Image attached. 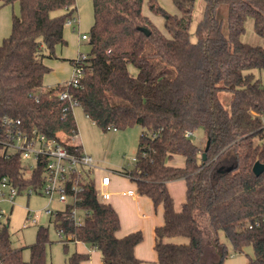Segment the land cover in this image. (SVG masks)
Returning <instances> with one entry per match:
<instances>
[{"label": "trees", "instance_id": "16d2710c", "mask_svg": "<svg viewBox=\"0 0 264 264\" xmlns=\"http://www.w3.org/2000/svg\"><path fill=\"white\" fill-rule=\"evenodd\" d=\"M144 3L93 0L91 50L80 85L38 93L51 71L45 59L66 44L65 23L76 14V0H0V7H19L11 33L0 45V178L7 177L21 191L38 192L43 186L44 163L28 174L19 153L6 157L7 120L20 121L21 130H36L82 154L81 146L63 138L77 134L76 104L105 133L141 127L136 162L126 173L138 194L163 206L165 222L155 230L159 263L202 264L209 238L215 264H223L229 256L218 239L223 230L236 252L253 248L249 264H264V173L253 172L257 162L264 164V85L252 72L264 71V48L241 40L249 18L264 36V0H204L196 42L191 37L196 0H174L180 15L149 0L150 11L163 17L167 34L144 14ZM222 5L229 9L228 36L217 16ZM64 91L68 99L60 98ZM222 93L232 94L228 107ZM200 129L210 142L207 151L187 137ZM175 156L185 158L183 167L169 164ZM179 180L185 181L186 201L177 212L168 184ZM81 185L77 201L52 217L57 232L63 231L64 247L82 242L100 251L103 264H141L135 249L143 233L119 238L120 217L100 200L95 180L86 178ZM75 207L84 218L80 226L72 215ZM180 237L188 243L169 241ZM49 244V228L40 227L25 261L5 227L0 231V264H48ZM88 259L76 251L67 264Z\"/></svg>", "mask_w": 264, "mask_h": 264}, {"label": "rangeland", "instance_id": "374dc122", "mask_svg": "<svg viewBox=\"0 0 264 264\" xmlns=\"http://www.w3.org/2000/svg\"><path fill=\"white\" fill-rule=\"evenodd\" d=\"M149 0H145L143 12L151 17L155 24L160 27L164 33L167 31L164 26L163 17L152 13L148 5ZM157 2L167 11L172 14L180 15L179 10L174 4V0H157ZM9 7V19L12 17L13 13L18 14V6L15 4L7 5ZM6 6L0 7V11ZM2 12V11H1ZM205 12L204 0H196L193 22L191 26V37L194 42H196V29L199 22L202 20ZM60 13V12H59ZM3 14V13H0ZM54 13L53 15H57ZM228 6L222 5L218 8L217 16L222 21L223 33L228 36ZM3 17H0V19ZM3 21V20H2ZM11 27V26H10ZM246 30L243 34L241 40L245 43L251 45H258L264 48V36H260L256 33L254 28V22L252 18L246 21ZM89 35V34H88ZM87 44L88 41H83ZM129 71L132 75H137V69L134 65H129ZM255 78L260 80L264 85V71L253 70ZM48 89H39L38 93L47 91ZM221 99L226 107L230 105L232 99V94L222 93ZM74 117L77 125V134L75 140L79 141L83 146V151L91 155L94 160L98 163V167L102 170L112 171L113 176H121L128 180L129 178L125 176L124 172L130 170L134 161L137 158V151L139 145V139L142 132L141 127L134 126L124 131H114L103 132L99 128L95 127L93 122L87 118L83 109L76 106L74 109ZM67 136L63 135V138ZM192 140L195 144L201 148H205L208 143L207 135L204 130H197L192 136ZM27 164L33 165L32 160L28 161ZM131 180V179H130ZM129 181V180H128ZM185 182L183 180L176 181ZM130 182V181H129ZM180 185H177V190ZM49 205V200L36 193L31 196H18L15 200V205L3 204L2 207L9 214L8 227L12 235V244L15 248L23 249V259L29 261L31 257L30 246L36 242L37 233L40 227L49 228V239L51 244L47 247V263L48 264H67L68 257L76 252L75 243H70L66 249L61 242L56 228L52 223V217L45 214V209ZM55 210H61L62 206L59 204H53L51 206ZM28 210L35 212L36 223H33L28 218ZM218 239L220 244L227 248L229 256L224 260L223 264H249L250 258H254L253 248L250 246L244 250L242 253H238L234 250L225 231L220 230L218 233ZM173 243H187L188 240L185 238H174L169 240ZM93 249V248H92ZM101 253L97 249H93ZM205 257L202 264H215L216 251L212 246L211 239L207 238L204 242Z\"/></svg>", "mask_w": 264, "mask_h": 264}, {"label": "built area", "instance_id": "2783aa9c", "mask_svg": "<svg viewBox=\"0 0 264 264\" xmlns=\"http://www.w3.org/2000/svg\"><path fill=\"white\" fill-rule=\"evenodd\" d=\"M77 24L78 18L74 15L66 21L65 27L75 29L74 26ZM82 40L90 42V35H83ZM87 55L81 54L74 61L72 77L64 86L78 87L80 85V81L84 75L83 62L87 59ZM60 98L68 99L69 95L64 91L60 94ZM74 106L76 107V104ZM20 125V121H6L8 137L6 142H4L5 155L9 158L11 155L19 153L28 174L37 168L38 163H44L43 186L38 192L32 188L21 191L7 177L0 178V231L8 227L9 220V214L2 205L6 203L14 206L18 196L26 195L29 197L36 193L46 197L49 200V205L45 209V214L54 217L60 210H55L51 206L59 204L62 206L61 210H64L69 204H74L78 199L79 192L83 189L81 183L86 178H93L96 182V189L100 200L102 202L110 200L111 193L108 191V188L111 184V176L102 175L99 180L96 178V173L102 172V169L96 165L92 156L84 151L80 155L71 153L62 143L48 140L45 135L36 130L30 133L25 132L19 128ZM193 135V132L187 133V137H192ZM74 136H67L64 140L68 144H72L69 139H72ZM30 160L34 162L33 165L27 164ZM124 174L131 179V176L126 171ZM123 195L135 196L136 192L130 190ZM72 215L76 225H82L84 218L81 211L75 207L72 210ZM34 217L35 212L28 210L29 220L36 223ZM58 235L60 239L64 238L62 230L58 231Z\"/></svg>", "mask_w": 264, "mask_h": 264}, {"label": "crops", "instance_id": "0c3cea01", "mask_svg": "<svg viewBox=\"0 0 264 264\" xmlns=\"http://www.w3.org/2000/svg\"><path fill=\"white\" fill-rule=\"evenodd\" d=\"M1 11L0 13L3 14H0V17L3 18L0 19V45L3 43L4 39L9 37L12 28V17L10 19L8 17L9 7L6 6ZM75 15L78 18V24L74 26L75 29L65 27L64 30L66 44L57 46L54 56L44 61L51 71L44 77L42 89H50L67 83L73 74V61L81 54H89L91 50L89 42L87 44L83 43L85 40H82V36L90 35V31L94 25L93 0H76ZM149 18L151 19V17ZM153 23L155 24L154 21ZM158 28L163 32L160 27ZM75 137L76 136L69 139L70 143L81 146L82 149H84L82 144L75 140ZM169 164L174 167H183L185 165V158L182 156H175ZM96 165H98L97 162ZM111 172L112 171L102 170V172L96 173V178L99 180L102 175L111 176V184L108 188V191L111 193V198L106 203L110 204L120 217L121 228L118 232V237L123 238L131 233L141 231L144 239L135 249L136 257L141 261V264H161L159 263L158 255L155 250V230L164 225L163 206H155L150 198L138 194L136 184L130 179H128L129 182L126 178L121 176H113ZM177 185H180L178 190ZM168 189L174 199L176 211L180 212L186 201V184L184 186L182 181L178 183H176V181L170 182L168 184ZM130 190H134L136 195H123ZM75 245L77 252L89 255V259L82 264H103L102 255L100 257L99 253L91 249L87 244L76 242Z\"/></svg>", "mask_w": 264, "mask_h": 264}, {"label": "water", "instance_id": "95a60500", "mask_svg": "<svg viewBox=\"0 0 264 264\" xmlns=\"http://www.w3.org/2000/svg\"><path fill=\"white\" fill-rule=\"evenodd\" d=\"M142 31L145 32L147 34V36L150 35V32L148 30L142 29ZM209 145H210V142L207 143V146H206V150L205 151L208 150ZM202 157H203V160H206L207 159L206 152L203 153ZM230 170H231V168L228 169V171H230ZM253 172H254V174L256 176H260L261 174H263L264 173V164H261V163L257 162L255 164L254 168H253Z\"/></svg>", "mask_w": 264, "mask_h": 264}]
</instances>
